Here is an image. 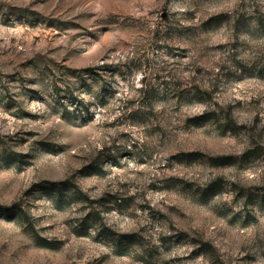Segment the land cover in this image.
<instances>
[{
  "label": "rangeland",
  "instance_id": "374dc122",
  "mask_svg": "<svg viewBox=\"0 0 264 264\" xmlns=\"http://www.w3.org/2000/svg\"><path fill=\"white\" fill-rule=\"evenodd\" d=\"M0 264H264V0H0Z\"/></svg>",
  "mask_w": 264,
  "mask_h": 264
}]
</instances>
